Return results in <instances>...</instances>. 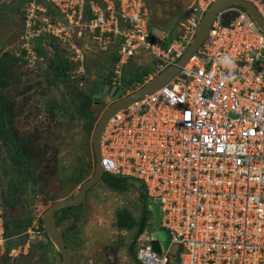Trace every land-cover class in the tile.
Returning a JSON list of instances; mask_svg holds the SVG:
<instances>
[{
  "label": "built area",
  "instance_id": "obj_1",
  "mask_svg": "<svg viewBox=\"0 0 264 264\" xmlns=\"http://www.w3.org/2000/svg\"><path fill=\"white\" fill-rule=\"evenodd\" d=\"M40 1L28 8L37 34L49 31L73 47L72 33L119 38L118 68L145 52L161 71L187 50L213 0H196L168 45L169 31L149 39L145 0H89V15L88 0H45L64 17L47 26L34 19L45 11ZM101 153L105 173L140 180L161 203L168 245L158 239L157 252L139 244L142 264H167L172 254L179 264H264V31L249 13L240 6L219 13L178 75L109 119Z\"/></svg>",
  "mask_w": 264,
  "mask_h": 264
},
{
  "label": "rangeland",
  "instance_id": "obj_2",
  "mask_svg": "<svg viewBox=\"0 0 264 264\" xmlns=\"http://www.w3.org/2000/svg\"><path fill=\"white\" fill-rule=\"evenodd\" d=\"M145 1L152 24L176 32L196 0ZM253 1L264 14V0ZM31 2L0 0V95L10 140L28 150L26 161L32 175L25 187L0 123V264H61L56 246L48 243L43 228L35 232L33 220L41 228L40 218L54 201L77 195L94 172L93 131L104 109L137 89L139 78L146 79L158 69L148 54L129 59L124 70L118 68L119 38L105 43L89 36L78 39L72 33L73 47L49 31L37 34V25L28 26ZM40 2L45 11L36 10L37 23L47 26L44 20L64 18L61 14L51 18L43 4L47 1ZM42 37L48 38L44 40L47 48L36 58L34 50L38 53ZM80 52L83 59L77 57ZM69 55L73 61L67 59ZM61 59L69 65L66 77L57 74ZM110 80L119 83L117 97L103 93L100 103L94 99L87 105L89 117H83L79 109L85 106L91 86ZM130 181L122 192L101 179L88 191L77 221L70 217L60 226L68 234L73 264H136L129 252L136 229L117 225L120 210L128 209L136 219L142 214L144 185L137 179ZM152 203L145 230L149 238L144 241L141 236L138 245L152 244L154 239L168 245L167 231L160 226L161 203Z\"/></svg>",
  "mask_w": 264,
  "mask_h": 264
},
{
  "label": "water",
  "instance_id": "obj_3",
  "mask_svg": "<svg viewBox=\"0 0 264 264\" xmlns=\"http://www.w3.org/2000/svg\"><path fill=\"white\" fill-rule=\"evenodd\" d=\"M231 6H240L245 9L253 18L255 23L264 31V15L260 12L253 0H213L203 14L198 30L184 54L173 64L161 70L150 78L142 86L134 91L111 102L101 114L93 131V150L95 165L93 174L83 182L77 195L64 197L54 201L42 214L44 231L50 241L56 246L61 255V264H73V257L70 253L60 226L57 224L55 214L57 211L67 207L78 206L86 201L88 191L92 189L103 177L105 171L102 164L101 143L105 127L109 119L118 111L124 109L141 97L150 94L168 83L173 77L178 75L182 67L192 57L194 52L201 46L208 36L212 23L219 13ZM152 43L156 42V37H149ZM103 93L117 97L119 87L113 84L101 83L99 93L95 95L96 103H100ZM152 248L157 252L161 251V244L158 239L152 240Z\"/></svg>",
  "mask_w": 264,
  "mask_h": 264
},
{
  "label": "trees",
  "instance_id": "obj_4",
  "mask_svg": "<svg viewBox=\"0 0 264 264\" xmlns=\"http://www.w3.org/2000/svg\"><path fill=\"white\" fill-rule=\"evenodd\" d=\"M43 4L47 8L48 13H50L49 16L51 18L54 17L56 14H58L60 16L59 11L53 6L52 3L43 2ZM102 6H105V5L102 4ZM86 7H87L86 12L89 15V9H90L89 0L87 1ZM50 9H51V11H49ZM232 17H233L232 13H230V12L224 13L223 14L224 23H226V24L229 23V21ZM149 30H150V35L155 36L156 41H160L159 35L161 34V31H163V30H161V28H159L158 25L154 26L152 24L151 20H149ZM178 34H179V28L176 32L169 31L168 36L162 41V44L163 45L170 44L174 39H176L178 37ZM45 39L47 40L48 38L42 37L39 41L38 46H37L39 55H41L44 52V50L47 48ZM119 44H120V47L122 49L121 40H119ZM145 54H146L145 52H141L140 54H135V55L131 56L129 59L145 56ZM67 59L69 61H73L71 55H69L67 57ZM67 59H65V60L61 59V60H58V62H57V67H56V69L58 70L57 74L60 75L61 77H66L68 75L69 65L67 63ZM119 60H120V51L116 57V64L117 65L119 63ZM127 65H128V62L122 67V70H124L127 67ZM111 81L112 80H110L109 82H95V84H93L91 86L90 92L86 95L87 101L85 103V106H81L79 109V111L83 117H85V118L89 117L85 108L87 107V105L89 103H91L95 99V95L97 93H99L101 83H104L106 85L107 84L111 85L112 84ZM144 82H145V77H141V78H139V80L136 81L137 84H139V83L143 84ZM124 93H126V92H124ZM0 123L4 127V135H5V137H7V140L9 142V147L12 151V159L11 160H13V162H14L16 168L18 169L19 173L21 174V176H23L25 178L24 184H25V187H27L29 180L32 179L31 171L29 170L28 162L26 161L28 159V150L21 147V146L20 147L17 146L16 141L10 140V135H9V131H8L9 125H8L7 110H6V107L4 105L3 100L1 98V95H0ZM94 165H95V158H94ZM101 179L105 182V184L108 187H110L114 190H119V191L124 192L128 189V183L129 182L132 183L130 180L134 179V178H130V177H126V176H117V175H113L110 173H104V175H103V177H101ZM141 190H142L141 197H142V201H143L141 217L139 219H136L135 216H133L132 213L128 209L120 210L117 214V225L119 227L125 228L126 230L136 229V231L134 233V238L129 245V252H130L133 260L136 262V264H142L141 261L137 257L138 250H139L138 241H139L140 237L142 236V234L146 230V227L148 225V221L150 218V213H151V210L149 207L153 204L152 200L147 195L145 187H144V189H141ZM81 207H82V204L78 205V206L67 207V208H64L62 210L57 211L55 214L57 224L59 226H61L70 217H74L73 222L75 223L79 217L78 212H79V209ZM40 222H41V229L43 228V234L46 236L48 243L50 245H53L52 242L50 241L47 233L44 231L42 218H40ZM69 227L73 228L74 226L71 225ZM62 233L64 235L66 245H67V247H69L70 240L68 238V234L65 233V230H63V229H62ZM167 264H179L178 254H172V257Z\"/></svg>",
  "mask_w": 264,
  "mask_h": 264
},
{
  "label": "crops",
  "instance_id": "obj_5",
  "mask_svg": "<svg viewBox=\"0 0 264 264\" xmlns=\"http://www.w3.org/2000/svg\"><path fill=\"white\" fill-rule=\"evenodd\" d=\"M159 72H160V71L157 69L154 73L149 74V76L146 77L145 82H147V80H149L151 77L155 76V75H156L157 73H159ZM145 82H144V83H145ZM144 83H143V84H144ZM139 84H140V83H139ZM139 84H138V85H139ZM143 84H142V85H143ZM129 92H130V91H129ZM142 236H143V238H144V241H145V240H148V238H149V236H147V235L145 234V232L142 234Z\"/></svg>",
  "mask_w": 264,
  "mask_h": 264
}]
</instances>
